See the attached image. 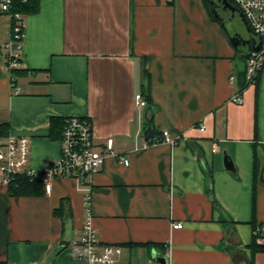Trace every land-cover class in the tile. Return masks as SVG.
Returning <instances> with one entry per match:
<instances>
[{
    "label": "crops",
    "instance_id": "obj_1",
    "mask_svg": "<svg viewBox=\"0 0 264 264\" xmlns=\"http://www.w3.org/2000/svg\"><path fill=\"white\" fill-rule=\"evenodd\" d=\"M40 3L24 16L19 93L3 48L13 20L0 13V124L30 137L37 171L61 154L52 117L90 116L97 149L112 138L114 152L91 176L55 177L50 192L0 186V260L89 264L72 242L90 195L100 243L123 246L118 264H264V251L250 249L264 223V65L259 89L248 83L234 102L236 18L227 31L209 0ZM137 93L153 100L149 140ZM164 130L177 143L158 141Z\"/></svg>",
    "mask_w": 264,
    "mask_h": 264
},
{
    "label": "built area",
    "instance_id": "obj_2",
    "mask_svg": "<svg viewBox=\"0 0 264 264\" xmlns=\"http://www.w3.org/2000/svg\"><path fill=\"white\" fill-rule=\"evenodd\" d=\"M236 5L244 13L250 27L262 38L259 49L251 51L247 58L248 82L253 83L257 73L264 65V0H235ZM13 0H0V13L9 14L13 20L12 38L3 44L6 69L12 75L14 93L21 88L16 83L14 69L21 67L22 48L25 38L24 14L12 11ZM230 81L237 84V74L230 75ZM139 107L147 105V100L141 93L135 96ZM232 100L243 102L240 87H237ZM201 129H204L201 126ZM158 141L177 143L169 130H164L162 138ZM216 149V147L214 148ZM113 139L106 144V152L99 151L95 143L94 123L88 115H73L66 117L61 136V154L50 164H46L41 171L30 166L31 139L28 136L16 134L0 135V186H9L19 177L39 179L45 191L50 192L53 179L57 176L87 177L98 172L104 162L106 154L113 153ZM126 164L129 160L124 159ZM91 197L87 195V212L83 226L76 231V238L72 242L75 255L89 264H118L119 256L123 253L120 244H101L97 229L93 224L91 213ZM174 228H182V222L173 224ZM254 238L264 243V223L254 225ZM168 255V249L165 251Z\"/></svg>",
    "mask_w": 264,
    "mask_h": 264
},
{
    "label": "water",
    "instance_id": "obj_3",
    "mask_svg": "<svg viewBox=\"0 0 264 264\" xmlns=\"http://www.w3.org/2000/svg\"><path fill=\"white\" fill-rule=\"evenodd\" d=\"M211 4L214 6L212 7V11L214 13V16L221 21L224 28L228 31V21L231 22V20L236 17L240 16L243 23L246 25L248 31L251 33L249 36H245L240 31H235L233 35H231V40L234 46L237 48L239 52V58L242 62V65H239V69L237 72V81L240 88H244L248 84V78H247V70H248V62L247 58L249 57L250 53L254 49H259L262 45V38L250 27L248 24V21L244 15V13L240 10V8L232 3L230 0H209ZM218 5H222V8L224 10H228L232 12V16L223 15L218 10ZM154 115V109L152 105H149L146 109L145 117L147 121L150 123L148 128L145 131L146 140H149L153 136V126L151 124L152 119ZM225 165L233 169L234 163L228 153L225 151L224 156ZM157 259L162 263L166 264V257H158Z\"/></svg>",
    "mask_w": 264,
    "mask_h": 264
},
{
    "label": "trees",
    "instance_id": "obj_4",
    "mask_svg": "<svg viewBox=\"0 0 264 264\" xmlns=\"http://www.w3.org/2000/svg\"><path fill=\"white\" fill-rule=\"evenodd\" d=\"M232 3H235V0H230ZM40 0H13L12 4V11L13 12H21L24 15L36 13L40 10ZM21 68H15L14 69V75L17 74ZM261 73L262 69L257 73V75L254 78V82L256 84L257 89H259V84L261 80ZM16 76V75H15ZM250 83V82H248ZM245 88V87H244ZM244 88H240L242 91ZM145 97L147 99L148 105L153 106V100L152 97L148 94H145ZM66 118L61 117H52L51 119V135L53 137H61L62 130L65 124ZM9 129L8 123H1L0 124V135H7ZM152 141V139H151ZM43 185L42 182L39 179H31L28 177H19L15 179L10 185H9V192L11 195H37L41 194L43 191ZM250 249L253 254L264 251V243H259L254 238L250 244ZM0 264H9L7 260H0ZM251 264H254V261H251Z\"/></svg>",
    "mask_w": 264,
    "mask_h": 264
},
{
    "label": "rangeland",
    "instance_id": "obj_5",
    "mask_svg": "<svg viewBox=\"0 0 264 264\" xmlns=\"http://www.w3.org/2000/svg\"><path fill=\"white\" fill-rule=\"evenodd\" d=\"M235 18H236V20L234 19L235 22L233 21L234 22L233 26L237 25L238 29L240 31H242V34H244L245 36H249L251 33L248 31V29H247L246 25L243 23L241 17L238 15ZM227 23L232 24V22L230 23V21H228Z\"/></svg>",
    "mask_w": 264,
    "mask_h": 264
},
{
    "label": "flooded vegetation",
    "instance_id": "obj_6",
    "mask_svg": "<svg viewBox=\"0 0 264 264\" xmlns=\"http://www.w3.org/2000/svg\"><path fill=\"white\" fill-rule=\"evenodd\" d=\"M220 6V7H219ZM218 8H221V10H223V8H222V5H218ZM219 11H220V9H219ZM221 12V11H220ZM223 15H225V14H223Z\"/></svg>",
    "mask_w": 264,
    "mask_h": 264
}]
</instances>
